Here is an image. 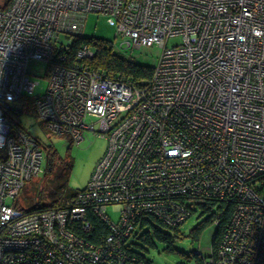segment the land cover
Returning a JSON list of instances; mask_svg holds the SVG:
<instances>
[{
    "label": "built area",
    "instance_id": "2783aa9c",
    "mask_svg": "<svg viewBox=\"0 0 264 264\" xmlns=\"http://www.w3.org/2000/svg\"><path fill=\"white\" fill-rule=\"evenodd\" d=\"M0 3V264H144L128 251L142 219L182 226L195 202L235 203L215 259L264 264V0H10ZM88 14L107 18L114 50L158 45L149 80L72 67L61 40L82 34ZM180 43L168 48V42ZM45 63L46 88L28 73ZM32 97L35 122L70 145L106 139L87 186L65 207L24 212L18 198L44 174L39 140L5 115ZM19 106V105H18ZM118 214L113 222L107 209ZM189 208L191 210H189ZM90 211L108 233L92 243ZM88 235V237H86Z\"/></svg>",
    "mask_w": 264,
    "mask_h": 264
},
{
    "label": "trees",
    "instance_id": "16d2710c",
    "mask_svg": "<svg viewBox=\"0 0 264 264\" xmlns=\"http://www.w3.org/2000/svg\"><path fill=\"white\" fill-rule=\"evenodd\" d=\"M3 2V6H5L10 0H3ZM83 45L89 46L93 50L94 56L91 59L82 61V63L87 69L95 70L102 77L135 85H139L151 77L153 67L136 64L131 59L114 51L108 43L85 38L82 34L71 39V43L67 45L68 49L63 51L65 55L64 61L60 62L58 57H55L53 61L62 66L72 67L74 62H76L75 53ZM33 100L32 97H20L16 100L19 109L11 107L6 109L5 115L12 121L13 125L22 127L19 121L22 116L32 117L35 120ZM43 149L47 160L44 174L41 178L42 181H45V185L40 186L36 183V186L32 189L26 190L27 186L24 188L22 198L18 199L17 205L24 212L30 213L48 208L65 207L66 203L75 197L77 193L84 190L71 191L68 189L66 183L70 171L69 162L61 160L54 149L48 147ZM255 189L264 194V188L263 191H261L262 188L259 186ZM195 204V210L197 209L201 216L206 215V217L190 231L189 237L193 241H198L200 234L205 228L213 223L216 224V231L210 244V253L207 256H202L198 251L193 252L194 264H208L207 260L209 258L215 259L217 257L219 245L229 225L235 203L232 200L208 198L204 199L203 202H195ZM189 210L191 209L189 208ZM87 220L91 225L89 240L92 243L99 242L101 238L107 235V226L90 211L87 213ZM141 224L140 230L135 232L133 240L130 242L131 247L128 251L135 254L144 264H152L144 254L146 252L145 248L152 249L154 248V243L159 242L166 245L163 251L171 253L173 252L171 247L173 239H182L178 231L181 226L170 227L154 216L149 215L143 218ZM166 230L170 231L171 234L166 232ZM137 241L142 244V247L136 243Z\"/></svg>",
    "mask_w": 264,
    "mask_h": 264
},
{
    "label": "rangeland",
    "instance_id": "374dc122",
    "mask_svg": "<svg viewBox=\"0 0 264 264\" xmlns=\"http://www.w3.org/2000/svg\"><path fill=\"white\" fill-rule=\"evenodd\" d=\"M3 0H0L2 3ZM114 27L108 22L107 18L99 14H88L84 20V27L82 29V36L88 39H96L108 43L116 50L120 40L114 38ZM64 44L69 45L71 39L67 40L64 36L61 37ZM180 43V38L170 39L168 48ZM121 55L131 59L133 62L143 66L155 67L161 54V47L153 45L151 47H141L135 50H121ZM46 69L45 63L39 61H32L28 65V73L33 76L38 83L35 90V95L43 94L46 88V79L43 77ZM19 109V106H16ZM22 127L34 138L39 140L41 147L52 148L57 153L61 160L68 161L70 164V171L67 180V187L71 191H81L86 186L90 176L94 170L96 163L103 156L107 141L102 137H94L92 133H85L84 139L78 143L69 144L65 139L59 137H48L40 124L36 123L32 117L22 116L19 119ZM45 181L41 177H34L30 183L25 187L26 190L32 189L36 183L44 186ZM31 187V188H30ZM24 190V189H23ZM23 192V191H22ZM31 194V193H29ZM19 198H22V193ZM18 198V199H19ZM21 202V200H19ZM109 218L116 222L118 218L117 212L112 208L107 209ZM206 215L201 216L196 209L185 223L178 228L182 239H173L171 247L173 252L166 253L163 251L165 244L155 242L154 248H145L146 258L152 264H194L193 252L198 251L202 256H207L210 253V244L212 237L216 231V224H211L205 228L199 236L198 241H193L189 237L190 231L201 222ZM171 234L170 231H167ZM142 247L140 242H136Z\"/></svg>",
    "mask_w": 264,
    "mask_h": 264
},
{
    "label": "clouds",
    "instance_id": "9594fccd",
    "mask_svg": "<svg viewBox=\"0 0 264 264\" xmlns=\"http://www.w3.org/2000/svg\"><path fill=\"white\" fill-rule=\"evenodd\" d=\"M2 62H0V63H2ZM2 77H3V72H2V70H0V78H2Z\"/></svg>",
    "mask_w": 264,
    "mask_h": 264
}]
</instances>
